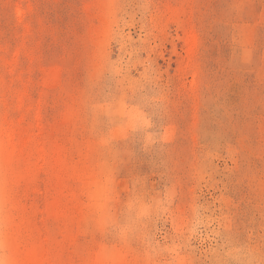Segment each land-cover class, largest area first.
<instances>
[{"label": "rangeland", "instance_id": "rangeland-1", "mask_svg": "<svg viewBox=\"0 0 264 264\" xmlns=\"http://www.w3.org/2000/svg\"><path fill=\"white\" fill-rule=\"evenodd\" d=\"M264 264V0H0V264Z\"/></svg>", "mask_w": 264, "mask_h": 264}, {"label": "bare ground", "instance_id": "bare-ground-1", "mask_svg": "<svg viewBox=\"0 0 264 264\" xmlns=\"http://www.w3.org/2000/svg\"><path fill=\"white\" fill-rule=\"evenodd\" d=\"M18 257L15 255L14 257L10 258V260H7L5 264H16L18 263Z\"/></svg>", "mask_w": 264, "mask_h": 264}]
</instances>
